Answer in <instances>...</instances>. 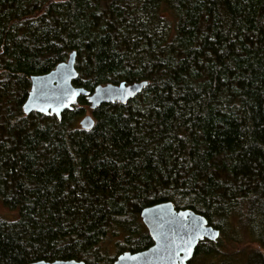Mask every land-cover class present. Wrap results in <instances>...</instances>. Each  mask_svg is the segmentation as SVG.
<instances>
[{"label": "trees", "instance_id": "obj_1", "mask_svg": "<svg viewBox=\"0 0 264 264\" xmlns=\"http://www.w3.org/2000/svg\"><path fill=\"white\" fill-rule=\"evenodd\" d=\"M73 50L76 86L149 84L26 114ZM163 201L220 229L189 264H234L224 237L264 264V0H0V264H113L152 245L141 210Z\"/></svg>", "mask_w": 264, "mask_h": 264}, {"label": "water", "instance_id": "obj_2", "mask_svg": "<svg viewBox=\"0 0 264 264\" xmlns=\"http://www.w3.org/2000/svg\"><path fill=\"white\" fill-rule=\"evenodd\" d=\"M76 61L77 51L73 50L66 60L58 63L51 71L31 76V88L23 104L26 114L40 112L61 118L66 110L74 108L83 95L88 97L91 109L107 102L127 103L149 84L148 80L109 82L98 84L91 91L74 84L79 74ZM95 123L92 114H85L80 119L83 129H92ZM141 217L153 244L139 251H123L113 264H189L200 241H216L220 237V229L212 225L205 215L191 208H177L172 201L143 207ZM27 264L86 263L73 258L39 259Z\"/></svg>", "mask_w": 264, "mask_h": 264}, {"label": "rangeland", "instance_id": "obj_3", "mask_svg": "<svg viewBox=\"0 0 264 264\" xmlns=\"http://www.w3.org/2000/svg\"><path fill=\"white\" fill-rule=\"evenodd\" d=\"M85 114H92V112L89 109V111L85 112ZM0 211H2V212L6 211V208H4L1 203H0ZM227 237L231 238L230 234L229 235L227 234ZM241 239H242L241 242L232 243L230 239L224 237L223 245H224V250L227 252V255L222 256L220 261L222 259H224V260L229 259V255H232V257L238 256L236 258V260H233L234 264H244L246 262V260H247L246 254L251 252L253 248L258 247V244L257 243H252V242H248L247 241L248 238H246V237L245 238L242 237ZM113 251H115V247L114 246H113L112 252ZM229 252H232V253H229ZM233 252H235V253H233ZM198 262H201L200 259H199V261L198 260L195 261V263H198Z\"/></svg>", "mask_w": 264, "mask_h": 264}, {"label": "flooded vegetation", "instance_id": "obj_4", "mask_svg": "<svg viewBox=\"0 0 264 264\" xmlns=\"http://www.w3.org/2000/svg\"><path fill=\"white\" fill-rule=\"evenodd\" d=\"M152 244H153V243H152ZM150 246H151V245H150ZM150 246H149V247H150ZM145 249H146V248H145ZM118 255H119V254H118ZM115 260H116V259H115ZM115 260H114V261H115ZM189 262H190V261H189Z\"/></svg>", "mask_w": 264, "mask_h": 264}, {"label": "snow or ice", "instance_id": "obj_5", "mask_svg": "<svg viewBox=\"0 0 264 264\" xmlns=\"http://www.w3.org/2000/svg\"><path fill=\"white\" fill-rule=\"evenodd\" d=\"M191 249L189 248V251H190Z\"/></svg>", "mask_w": 264, "mask_h": 264}]
</instances>
